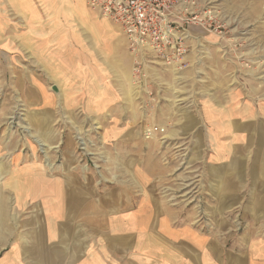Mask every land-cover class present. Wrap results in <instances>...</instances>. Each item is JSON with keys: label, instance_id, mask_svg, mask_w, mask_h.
<instances>
[{"label": "crops", "instance_id": "0c3cea01", "mask_svg": "<svg viewBox=\"0 0 264 264\" xmlns=\"http://www.w3.org/2000/svg\"><path fill=\"white\" fill-rule=\"evenodd\" d=\"M4 2L21 23H38L42 15L35 0ZM74 13L68 7L53 11L59 25L48 39L57 45L51 55L66 81L50 86L57 98L67 93L62 104L69 107L84 103L88 91L82 84L95 83L94 89L88 86L96 91L95 112L116 109L119 99L110 96L119 87L116 75L134 56L117 24L100 17L85 23L92 34L82 35L79 25L64 22ZM87 42L91 47L84 50L80 45ZM95 75L115 78L107 84ZM129 78L133 87L131 69ZM30 101L55 106L43 96ZM157 103L146 102L152 109ZM178 126V136L191 133L194 150L206 158L191 165L193 175L179 187L177 207L158 204L156 179L139 176L145 169L138 163L116 165L109 179L106 167L50 168L39 162L37 149L14 148L11 138L10 148L0 147V264H264V97L252 103L235 89L211 95L199 115L181 117ZM174 134L169 129L166 135ZM152 136L145 142L115 132L122 146L130 142L121 140L147 143L155 156Z\"/></svg>", "mask_w": 264, "mask_h": 264}, {"label": "rangeland", "instance_id": "374dc122", "mask_svg": "<svg viewBox=\"0 0 264 264\" xmlns=\"http://www.w3.org/2000/svg\"><path fill=\"white\" fill-rule=\"evenodd\" d=\"M35 2L42 12L37 16L38 23H21L19 16L5 10V2L0 0V147L10 148L13 138L14 148L37 149V159L46 167H106L107 173H103L107 179L115 177L116 165L138 163L145 169L139 176L147 177L149 173L156 179L158 204L177 207L179 187H184L193 175L189 171L193 169L191 165L206 158L194 150L196 143L191 133L186 138L178 136L180 118L199 115L211 95H226L227 90L248 95L252 103L264 97V0H199L193 10L197 17L192 22L201 23L187 24L188 51L180 70L159 61H137L134 55L130 57L124 43L123 55H129L127 67L116 75L120 91L114 83V94L110 93L118 97L119 105L116 109H101L103 113L95 112L96 91L88 89L97 86L92 82L82 84L88 91L82 100L85 104L65 106L62 100L68 96L63 91L57 98L50 85L59 82L63 86L66 77L58 73L57 61L52 59L51 49L57 45L48 39L59 25L53 23V11L57 8L73 10V18L64 22L69 27L79 25V33L87 36L92 33L85 23L101 16L87 0ZM208 16H212V22ZM89 44L80 46L89 50ZM130 69L135 80L133 87ZM112 77L91 78L108 84ZM36 95L55 101V106L51 109L31 102ZM150 99H155L159 106L150 108L146 104ZM10 110L17 111V118H13L14 112L8 113ZM170 116L174 117L173 123ZM169 129L174 130V136L166 135ZM118 131L145 137V142L155 134V156L148 152L147 143L136 146L121 140L130 142V146H122L115 138ZM146 165L151 171H146Z\"/></svg>", "mask_w": 264, "mask_h": 264}, {"label": "built area", "instance_id": "2783aa9c", "mask_svg": "<svg viewBox=\"0 0 264 264\" xmlns=\"http://www.w3.org/2000/svg\"><path fill=\"white\" fill-rule=\"evenodd\" d=\"M198 3L199 0H87L101 17L119 26L137 61H159L174 70L182 69L186 59L187 24L201 23L192 22L197 17L193 10ZM207 19L212 22V16Z\"/></svg>", "mask_w": 264, "mask_h": 264}, {"label": "water", "instance_id": "95a60500", "mask_svg": "<svg viewBox=\"0 0 264 264\" xmlns=\"http://www.w3.org/2000/svg\"><path fill=\"white\" fill-rule=\"evenodd\" d=\"M52 89H53L54 91H56V90H57L55 86H53V87H52Z\"/></svg>", "mask_w": 264, "mask_h": 264}]
</instances>
